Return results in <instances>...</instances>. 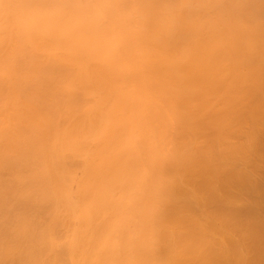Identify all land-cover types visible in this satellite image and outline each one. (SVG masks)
Listing matches in <instances>:
<instances>
[{"label": "clouds", "instance_id": "clouds-1", "mask_svg": "<svg viewBox=\"0 0 264 264\" xmlns=\"http://www.w3.org/2000/svg\"><path fill=\"white\" fill-rule=\"evenodd\" d=\"M0 264H264V0H0Z\"/></svg>", "mask_w": 264, "mask_h": 264}]
</instances>
